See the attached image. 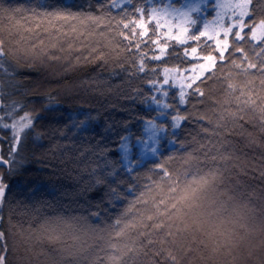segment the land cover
Segmentation results:
<instances>
[{
	"label": "snow or ice",
	"instance_id": "1",
	"mask_svg": "<svg viewBox=\"0 0 264 264\" xmlns=\"http://www.w3.org/2000/svg\"><path fill=\"white\" fill-rule=\"evenodd\" d=\"M3 17L18 38L6 42L0 36V264H12L6 228L11 216L5 209L19 204L17 196L29 199L36 213L53 207L37 185L13 184V177L36 151H45V140L83 133L91 119L82 111L70 128L62 125L53 96L23 86L32 65L21 64L16 53L25 49L23 41L32 61L59 60L61 53L66 59L72 54L58 41L82 34L104 43L78 45L84 51L73 63L111 60L128 80L138 79L147 89L133 87L130 98L166 110L142 146L141 156L154 158L149 167L137 171L139 164L129 162L117 170L106 160V146L97 143L78 173L76 202L111 220L103 255L90 264H124L129 251L149 248L156 264H179L181 248H191L189 237L194 240L196 231L214 250L234 242L241 216L226 212L223 200L206 199V193L223 177L218 162L233 159L230 136L241 120L251 114L264 131V0H191L179 6L172 0H33L15 7L0 3ZM177 48L180 59L169 66L161 58L172 57ZM216 86L218 95L210 90ZM208 101L212 116L207 107H196ZM189 122L203 135H190ZM94 189L100 195L89 199ZM48 231L50 238L56 235L53 228Z\"/></svg>",
	"mask_w": 264,
	"mask_h": 264
},
{
	"label": "trees",
	"instance_id": "2",
	"mask_svg": "<svg viewBox=\"0 0 264 264\" xmlns=\"http://www.w3.org/2000/svg\"><path fill=\"white\" fill-rule=\"evenodd\" d=\"M32 2L33 0H0V3L8 7H15L17 3L30 5ZM155 2L157 3V0ZM160 3H164V0H160ZM10 25L7 17L0 18V36H3L6 42L18 38V33L11 29ZM46 35L41 33V36ZM97 42L101 45L104 43L102 38L83 34L79 37L66 36L58 41V47L64 46L65 51H70L72 55L64 59L66 53H61L59 60L32 61L29 58L22 59L20 51L16 53V58L21 64L32 65L27 69L31 78L22 81L23 86L34 93H50L53 96L54 110L59 114L62 125L67 123L70 128L73 119L83 118L80 115L82 111L91 113L87 131L68 132L66 138L59 142L55 137L51 143L45 140V151H36V155L25 163L22 173L13 177V184L37 185L42 199L50 201L53 206L61 204L67 207L81 199L78 191L81 184L78 173L97 143L106 146V160L117 170L122 164L131 162L139 164L137 171H143L154 159H142L137 143L144 142L147 137L145 124L150 121L156 123L158 114L166 110L151 100L130 98L135 97L133 87L147 89L138 79L128 80L127 74L117 68L111 60L107 64L103 61L73 63L75 55L84 51L78 45L91 46ZM69 43L73 45L70 50L67 49ZM21 44L26 49L23 41ZM11 46L17 47L16 44ZM180 55L177 48L172 57L161 59L171 66L179 61ZM160 68L162 74L163 65ZM113 72L117 74L114 75ZM211 83L208 81L209 85ZM210 90L219 94V86ZM196 107L204 108L206 104ZM203 123L207 126L206 121ZM240 123L242 127L233 130L230 136L232 143L228 146L236 165L232 181L246 200L258 202L264 198V131H261L259 122L251 114ZM187 127L192 129L198 126L189 122ZM167 143L165 139L163 144ZM123 148H127L126 156L123 154ZM98 195L100 192L95 189L87 193L89 199ZM16 199L21 206L35 207L23 195L17 196ZM236 232L233 243L217 250L235 257V264H264V230L254 225L249 217H241V225L237 226ZM207 246L215 248L210 240Z\"/></svg>",
	"mask_w": 264,
	"mask_h": 264
},
{
	"label": "clouds",
	"instance_id": "3",
	"mask_svg": "<svg viewBox=\"0 0 264 264\" xmlns=\"http://www.w3.org/2000/svg\"><path fill=\"white\" fill-rule=\"evenodd\" d=\"M22 59H28L26 49L20 51ZM208 115L212 116L211 102H206ZM199 133V128L190 129V135ZM223 168V177L214 188L206 193V199L225 202L224 210L249 217L254 225L264 230V198L251 202L235 188L232 176L235 160L218 162ZM82 202V201H81ZM10 220L6 223L12 242V264H90L92 257L103 255L109 238L107 226L111 223L108 216H93L76 201L65 207L56 204L36 213L27 205L13 204L5 209ZM50 213V215H49ZM53 228L56 235L50 238L48 229ZM189 237L191 248L184 246L179 255V264H235V257L207 246L209 238L196 231ZM156 264L152 250L129 251L124 264Z\"/></svg>",
	"mask_w": 264,
	"mask_h": 264
},
{
	"label": "rangeland",
	"instance_id": "4",
	"mask_svg": "<svg viewBox=\"0 0 264 264\" xmlns=\"http://www.w3.org/2000/svg\"><path fill=\"white\" fill-rule=\"evenodd\" d=\"M178 0H172V2L174 3V4H176L177 6H179V5H181V4H187V3H189V2H191V0H179L178 1V3H176ZM167 2V0H164V3H166ZM157 3H160V0H157ZM210 15V14H209ZM160 119H164V118H160ZM153 124H155V122H153V121H150V122H147L146 124H145V131H146V129H147V137L145 138V141H147V140H149V139H151L152 138V136L154 135V125ZM144 141V142H145ZM143 141H141V142H138L137 144H138V147H139V151H140V156H141V152H142V146H143V143H142ZM121 147H122V145H121ZM121 147H120V151H121ZM123 154L126 156V154H127V148H123ZM131 151V150H130ZM141 158L142 159H147V158H150V156H147V157H142L141 156ZM125 161V160H124ZM125 163H126V161H125Z\"/></svg>",
	"mask_w": 264,
	"mask_h": 264
}]
</instances>
